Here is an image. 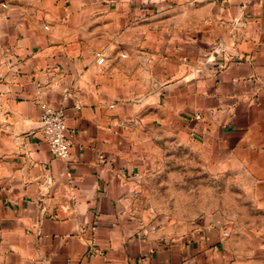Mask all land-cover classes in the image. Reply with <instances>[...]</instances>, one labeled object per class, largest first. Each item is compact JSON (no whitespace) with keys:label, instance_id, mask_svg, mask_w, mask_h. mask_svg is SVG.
Masks as SVG:
<instances>
[{"label":"crops","instance_id":"1","mask_svg":"<svg viewBox=\"0 0 264 264\" xmlns=\"http://www.w3.org/2000/svg\"><path fill=\"white\" fill-rule=\"evenodd\" d=\"M41 2L0 5V264H264V0ZM166 132L235 180L233 204L172 227L135 210Z\"/></svg>","mask_w":264,"mask_h":264},{"label":"rangeland","instance_id":"2","mask_svg":"<svg viewBox=\"0 0 264 264\" xmlns=\"http://www.w3.org/2000/svg\"><path fill=\"white\" fill-rule=\"evenodd\" d=\"M0 5L29 13L44 10L41 0H0ZM158 149L154 162L134 183L131 196L135 210L151 223L172 227L236 201L235 180L212 176L202 147L166 132L159 136Z\"/></svg>","mask_w":264,"mask_h":264},{"label":"built area","instance_id":"3","mask_svg":"<svg viewBox=\"0 0 264 264\" xmlns=\"http://www.w3.org/2000/svg\"><path fill=\"white\" fill-rule=\"evenodd\" d=\"M103 59L98 61L102 64ZM39 131L48 145L51 155L58 160H67L71 144L66 136V119L63 109H56L47 104L41 106Z\"/></svg>","mask_w":264,"mask_h":264}]
</instances>
